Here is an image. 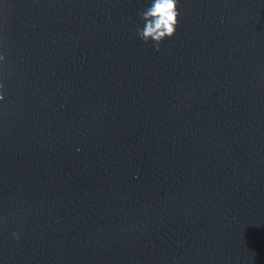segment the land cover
Here are the masks:
<instances>
[{
  "label": "clouds",
  "instance_id": "1",
  "mask_svg": "<svg viewBox=\"0 0 264 264\" xmlns=\"http://www.w3.org/2000/svg\"><path fill=\"white\" fill-rule=\"evenodd\" d=\"M139 15L144 26L137 29L138 37L145 43L153 42L155 50L160 51L161 43L175 35L180 15L179 0H153L151 6ZM5 60L6 57L0 54V63ZM4 99V84L0 83V101Z\"/></svg>",
  "mask_w": 264,
  "mask_h": 264
}]
</instances>
